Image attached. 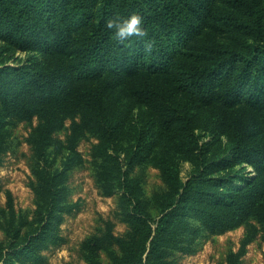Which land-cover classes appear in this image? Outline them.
Masks as SVG:
<instances>
[{
  "label": "trees",
  "instance_id": "16d2710c",
  "mask_svg": "<svg viewBox=\"0 0 264 264\" xmlns=\"http://www.w3.org/2000/svg\"><path fill=\"white\" fill-rule=\"evenodd\" d=\"M134 12L143 15L148 36L126 43L113 39L106 20ZM0 39L32 52L26 64L0 66V123L9 115L26 120L36 113L43 119L35 139L39 226L20 249L6 254L4 264L22 255L38 259L40 241L61 222L64 169L51 172L44 160L53 131L62 125L50 105L71 95L76 78L141 77L132 91L159 114L157 126L139 132L124 155L128 166L153 161L169 186L153 219L139 181L123 170L107 86L88 101L84 124L101 135L96 154L103 160L102 184L109 193L123 189L121 205L132 227L129 240L117 239L122 255L113 264H169L167 249L180 247L193 216L215 228L263 212L258 187L264 185V120L260 126L241 107L259 108L264 117V0H0ZM182 94L209 107L204 128L226 134L230 149L200 152L195 104ZM3 141L0 134V149ZM175 153L197 165L184 182ZM89 246L100 248L99 242Z\"/></svg>",
  "mask_w": 264,
  "mask_h": 264
},
{
  "label": "rangeland",
  "instance_id": "374dc122",
  "mask_svg": "<svg viewBox=\"0 0 264 264\" xmlns=\"http://www.w3.org/2000/svg\"><path fill=\"white\" fill-rule=\"evenodd\" d=\"M29 56H32L31 51L18 49L0 39V66L26 64ZM113 75L76 78L71 95L50 105L61 117L62 125L52 133L44 164L51 172L64 169L61 202L64 210L54 235L40 241L39 258L24 260L22 255L16 257L14 264H95L94 261L113 264L114 258L122 255L117 239L129 240L132 236L131 224L121 205L123 189L117 186L109 193L102 184L103 160L96 154L101 135L84 124L90 110L89 98L102 86H107L114 99L112 123L118 147L122 148L123 170L139 181L148 213L153 219L159 216L160 197L169 190L160 169L151 160L128 166L124 158L139 132L157 126L159 114L132 91L140 85L141 77ZM166 85L169 86V81ZM181 97L195 104L192 113L196 119L194 131L200 135V152L209 156L230 149L226 134L204 128L203 121L210 115L209 107L202 105L195 95L182 94ZM2 107L0 99V110ZM241 108L263 125L261 109ZM42 120L35 113L26 120L9 115L0 123V134L4 137L0 149V264H4L8 252L20 249L39 226L36 218L42 199L35 190L36 169L40 163L35 139ZM175 155L179 178L184 182L198 171L197 165L183 155ZM247 167L252 173L257 171L253 165ZM258 189L264 195V185ZM262 209V213L248 214L242 222H224L215 228H209L198 217H191L189 233L182 236L179 248L167 249L166 261L169 264H264V205ZM97 242L100 248L92 250L89 243Z\"/></svg>",
  "mask_w": 264,
  "mask_h": 264
},
{
  "label": "clouds",
  "instance_id": "9594fccd",
  "mask_svg": "<svg viewBox=\"0 0 264 264\" xmlns=\"http://www.w3.org/2000/svg\"><path fill=\"white\" fill-rule=\"evenodd\" d=\"M107 29L110 30L113 39L120 43L130 42L132 38L143 39L148 36V29L142 14L131 13L128 16L115 14L106 20ZM152 41L147 42V46H152Z\"/></svg>",
  "mask_w": 264,
  "mask_h": 264
}]
</instances>
